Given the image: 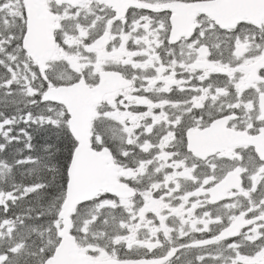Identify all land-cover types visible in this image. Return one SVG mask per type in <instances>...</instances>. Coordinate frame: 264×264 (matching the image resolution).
I'll use <instances>...</instances> for the list:
<instances>
[{"label": "snow or ice", "instance_id": "6c2138e0", "mask_svg": "<svg viewBox=\"0 0 264 264\" xmlns=\"http://www.w3.org/2000/svg\"><path fill=\"white\" fill-rule=\"evenodd\" d=\"M0 264H264V0H0Z\"/></svg>", "mask_w": 264, "mask_h": 264}]
</instances>
